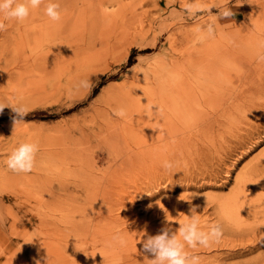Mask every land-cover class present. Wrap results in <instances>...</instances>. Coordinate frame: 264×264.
<instances>
[{
  "label": "rangeland",
  "instance_id": "rangeland-1",
  "mask_svg": "<svg viewBox=\"0 0 264 264\" xmlns=\"http://www.w3.org/2000/svg\"><path fill=\"white\" fill-rule=\"evenodd\" d=\"M53 2L88 21L77 45L48 52L33 29L46 18L5 21L0 32V102L29 109L15 129L11 109L0 114V264H152L140 237L169 223L178 229L191 206L201 229L217 223L224 233L209 248L186 247L201 264H264V0ZM223 7L234 16L219 17ZM209 23L214 38H206ZM81 65L92 87L55 95L64 69ZM134 66L171 91L167 115L133 141L99 149L86 121L115 92L102 86L127 80ZM92 129L99 139L107 133ZM25 141L39 144L36 166L16 174L5 161ZM131 222L145 229L124 246L111 240Z\"/></svg>",
  "mask_w": 264,
  "mask_h": 264
},
{
  "label": "bare ground",
  "instance_id": "bare-ground-1",
  "mask_svg": "<svg viewBox=\"0 0 264 264\" xmlns=\"http://www.w3.org/2000/svg\"><path fill=\"white\" fill-rule=\"evenodd\" d=\"M52 2H53V0H52ZM38 11H39V13H36V12L32 11V14L30 15L29 19L31 18L30 19L31 20L30 23H33L34 21H38V20H40L42 18L43 19L46 18V24L45 25L40 26V27H36L35 25H33V29L35 30L36 28H39V29L41 28L40 31H38V33H36V32L39 29H37L36 32H34V33L37 35V39L39 40V42L41 41V42L45 43L48 46V52H53L52 50H55L56 48L63 49L65 47H71V46L77 45V43L80 42V40L82 39L83 35L85 34L86 28H88V26H87L88 25V21H85L84 17H82V16L80 18H77L75 12L72 11V10H70L69 8L62 9L61 10L62 18L58 22L51 21L44 14V10L39 9ZM34 41H36L35 38H34ZM52 57L53 56L51 54H49V57H47V58H44L43 57V60L41 58L40 59L42 61H44V60H48V59L50 60ZM67 68L68 69H64V71L62 72L61 78H59L58 80H56L57 81L56 83H58V84L57 85L54 84V86L55 85L56 86L55 87L53 86L54 88H52L53 91H54V93H55V95H58L59 96V95H63V94H70V91H71V89L73 87L77 86V84L81 80L86 79V72L84 71L85 69H83L84 67L82 65L81 66H77V67L70 66V67H67ZM183 78L182 77H179V80L180 79L181 80L179 81L178 84L175 85V89L176 90L182 89L180 85H182L183 82H184L183 81ZM148 79L149 78L146 77V74H144V73H142V74L136 73V74H132V76L129 77L127 80H124L123 79V81H121V82L120 81H116V80L115 81H110V82H108V83H106L105 85L102 86L101 91L103 93L104 92H108V91L110 92L112 90L113 91L115 90V92H113V94L111 93L112 95L108 94L109 97L106 96L107 98L105 99L106 101H104L105 102L104 103V108H103V110H101L102 113H98V114H96V117L95 118H91V120L89 119L88 121H86V122H88L87 125L89 124L88 127L89 126L91 127V128L89 127L91 131L93 130L92 128H96V129L98 128V130L99 129H102L103 131H106L107 132L106 135H105L104 132H102L104 135L99 139L98 136H96L97 135V132L94 134L93 133L94 130H93V132L90 131V133L93 135L92 136L93 137L92 139H94L95 141H97L96 143L99 146V149L101 147L104 148V146H108V148H109V146H111V145L115 146V145H117V144H119L121 142H124V141L126 142V139H128V138L131 141H133V139L135 138V136H137V134L143 133V131H145L146 128H150V130H151L153 127H155L158 124L159 121H161L162 119H164V117L167 115L166 114V112H167L166 99H167V94L169 95L171 93V91H167V92H164L163 93L164 89L166 90V87L167 86L166 87H163V86L160 85L161 79H160V82H157V86H155V87L151 86L147 82ZM169 84H171V82H169ZM96 96L97 95H95V97ZM102 104H103V101L101 102V105ZM119 108H124L125 109V111L127 113V115H126L125 118H119V117H115V116H112L111 118L108 117L109 112L112 113V110L113 109H119ZM158 108L161 111L158 112ZM101 111H99V112H101ZM83 124L85 125L86 123H83ZM83 124H82V126H83ZM84 127L86 128V126H84ZM89 128H87V129H89ZM98 130H96V131H98ZM82 132H84V131H82ZM84 133H82V134H84ZM91 134L89 136H91ZM98 135H100V134H98ZM80 136L82 137V135H80ZM82 138H85V136L82 137ZM141 139L143 140V138H141ZM141 139L139 137V140H141ZM143 142H145V141L143 140ZM122 144L125 145L127 143H125V144L122 143ZM131 144L132 143H130V145ZM120 146L121 145H119V147ZM119 147L117 146V148H119ZM121 147H123V146H121ZM141 155H142V152H141ZM46 156H49L50 157V155H46ZM49 165H50V163H48L46 161L43 166H44V168L46 170H49L48 169L49 168ZM69 166H70V164H69ZM261 167H262V169H264V165H262ZM73 170H72V172H73ZM81 172H82V170H81ZM247 182H249V180H247ZM245 183H246V180H245ZM150 188H152V187H150ZM112 198H113V196H112ZM261 200H262L261 198H258L256 200L255 204L258 205ZM262 203H264V202H262ZM118 207H120V206L118 205ZM130 209H132V208H130ZM105 211L108 213L109 210L106 209ZM122 211H124V210H122ZM119 218H120V216H119ZM103 219H104V217H103ZM122 219H123V217H122ZM110 220H111V223L113 224V226L115 225L114 228L117 227V226L120 227L119 224L121 222H119L118 219L113 220V219L110 218ZM108 224H110V222ZM126 224H128V221H127ZM98 228H100V227H98ZM98 228H97V230H98ZM144 229H145L144 226L143 227L142 226L141 227H137V226L134 225L133 222H131V225L128 228L125 227V229H124V231H122L121 235L123 237H125L126 239L129 240V239H131L130 237H133L136 234H139ZM110 235L111 234H109V236ZM99 241H101V240H99ZM104 244H102V245H104ZM113 244H114V242H113ZM97 245L100 246L101 244H97ZM104 247L105 246H102V247H100L98 249L101 250V251H103L104 250ZM120 251H122V250H120ZM97 253H99V251ZM104 254L106 255V253H104ZM104 254H103V256H104ZM99 255H101V252L99 253ZM113 259H114V257H113ZM104 260H106V259H104ZM126 261H128V260H126ZM108 262H109V259H108Z\"/></svg>",
  "mask_w": 264,
  "mask_h": 264
},
{
  "label": "clouds",
  "instance_id": "clouds-1",
  "mask_svg": "<svg viewBox=\"0 0 264 264\" xmlns=\"http://www.w3.org/2000/svg\"><path fill=\"white\" fill-rule=\"evenodd\" d=\"M45 0H0V32L6 31L5 21H16L23 23L26 21L33 10L38 9ZM191 10V9H190ZM210 10V9H209ZM210 12V11H209ZM44 14L54 22L61 20V5L58 2L48 0L44 8ZM234 16L230 7L219 8V17L231 18ZM215 37V27L209 23L206 27V38ZM264 48V42H261ZM257 62L264 63V53L257 55ZM136 74L135 66L130 70ZM79 88L90 89L92 87L91 79H84L79 82ZM5 108H10L14 114L12 122L14 129L17 124L24 122V117L28 115L29 109L22 103L0 102V114H3ZM161 111L158 108V112ZM112 115L119 118H125L127 113L124 108L113 109ZM40 151L39 144L36 142L25 141L19 143L7 156L6 167L16 174H30L36 166L37 154ZM162 167L165 170H171L174 165L171 161H164ZM198 206L190 207L189 220L179 224L178 229H173L169 223L162 227L156 235L143 233L139 243H142V254L146 257L151 256L152 264H201V258L198 255H192L186 251V247L196 249L197 247L209 248L213 244L219 243L223 238V229L213 223L207 230L199 226ZM179 236V238H178ZM112 240L121 246L126 244L124 237L117 233ZM111 247V244L108 245ZM47 261L49 257H46ZM34 264H41L40 259L34 258Z\"/></svg>",
  "mask_w": 264,
  "mask_h": 264
},
{
  "label": "trees",
  "instance_id": "trees-1",
  "mask_svg": "<svg viewBox=\"0 0 264 264\" xmlns=\"http://www.w3.org/2000/svg\"><path fill=\"white\" fill-rule=\"evenodd\" d=\"M129 64H131V63H129ZM130 66V65H129Z\"/></svg>",
  "mask_w": 264,
  "mask_h": 264
}]
</instances>
